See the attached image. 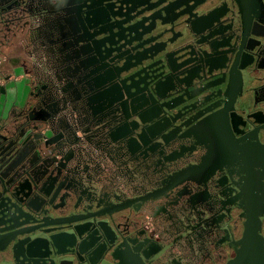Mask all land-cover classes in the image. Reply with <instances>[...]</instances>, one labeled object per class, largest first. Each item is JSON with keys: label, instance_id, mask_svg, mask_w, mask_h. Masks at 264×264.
Here are the masks:
<instances>
[{"label": "water", "instance_id": "95a60500", "mask_svg": "<svg viewBox=\"0 0 264 264\" xmlns=\"http://www.w3.org/2000/svg\"><path fill=\"white\" fill-rule=\"evenodd\" d=\"M32 20L51 28L55 81L28 59L13 70L17 97L0 86V251L13 252L0 264H73L98 249L121 264L111 249L142 237L139 209L167 201L209 218L223 196L211 181L234 162L246 223L227 264H264V121L249 113L264 94V0H0V64Z\"/></svg>", "mask_w": 264, "mask_h": 264}, {"label": "flooded vegetation", "instance_id": "af4514ba", "mask_svg": "<svg viewBox=\"0 0 264 264\" xmlns=\"http://www.w3.org/2000/svg\"><path fill=\"white\" fill-rule=\"evenodd\" d=\"M29 23L24 21L20 24L18 28H25L26 34L19 36L17 33L1 57L0 86L3 89L8 82L11 83L10 87L7 86L10 88L7 91L11 99L17 97L20 92L18 89L24 81L23 77L13 73V70L20 72L28 59L48 72L49 81H55L53 75L55 71L51 68L55 63L51 56L55 49L51 28L42 20H32ZM2 68L5 70L2 71ZM46 79L43 76L36 83L44 86ZM34 83L35 81L31 80V86ZM251 95L252 98L249 99L254 100V104L257 105L249 113H253L260 122L264 121V94L257 96L254 92ZM242 104L245 103L242 102ZM242 114L244 117L240 119L241 123L254 122V119L247 117L246 113L242 112ZM61 143L59 141L53 144L47 151L51 154L56 152L55 148ZM86 150L92 153L106 173L113 175L115 180L126 189L128 182L120 178L122 171L116 169L115 161L110 155L101 151L93 143H86ZM239 167L240 165L234 162L213 177L210 185L215 187L216 192L220 191L223 196L216 194L222 203L219 206L215 204L211 206L214 211H217L213 212L209 218L204 207L196 206L193 212L184 209L187 213L181 215L177 206L167 201L151 203L152 205L139 209L138 213L134 214L136 217L133 224L138 232L142 230V237L134 234L131 236L130 243L126 240L115 242L111 250L117 260L121 264H130L131 261L136 264L139 261L144 264H227L234 258L239 248L246 223L244 199L236 195L241 184ZM146 216L151 218V228L146 226ZM30 223L37 224L33 220ZM76 224L80 225V223L68 225L55 230L54 233L66 231ZM194 224L196 225L193 228L181 235L186 226ZM51 233L48 231L47 234L50 236ZM120 253L129 254L128 261L123 260V254ZM12 254L13 252L9 249L0 251V261L4 257H12ZM110 262L111 260L104 258L102 249L97 250V254L95 253L91 261L82 255L73 257V264H110Z\"/></svg>", "mask_w": 264, "mask_h": 264}, {"label": "built area", "instance_id": "2783aa9c", "mask_svg": "<svg viewBox=\"0 0 264 264\" xmlns=\"http://www.w3.org/2000/svg\"><path fill=\"white\" fill-rule=\"evenodd\" d=\"M145 223H146V226H147L148 228H151V218H150V217L146 216V221H145Z\"/></svg>", "mask_w": 264, "mask_h": 264}]
</instances>
